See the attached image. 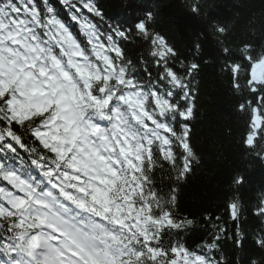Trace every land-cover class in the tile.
<instances>
[{"label":"snow or ice","instance_id":"snow-or-ice-1","mask_svg":"<svg viewBox=\"0 0 264 264\" xmlns=\"http://www.w3.org/2000/svg\"><path fill=\"white\" fill-rule=\"evenodd\" d=\"M59 5L0 0V264H227L215 251L223 228L197 250L181 239L193 220L176 193L200 159L187 123L199 63L174 67L177 51L151 11L123 25L104 23L97 0ZM185 7L201 14V0ZM130 35L149 46L139 76L121 47ZM219 52L247 117L241 142L264 160V50ZM229 211L238 221V200ZM254 214L264 220V195ZM256 243L264 249V234Z\"/></svg>","mask_w":264,"mask_h":264},{"label":"trees","instance_id":"trees-1","mask_svg":"<svg viewBox=\"0 0 264 264\" xmlns=\"http://www.w3.org/2000/svg\"><path fill=\"white\" fill-rule=\"evenodd\" d=\"M50 3L61 9L59 0ZM97 3L105 14L104 23L131 24L135 17L143 18L145 10L151 11L155 18L152 27L177 51L174 67L182 71L180 62L195 61L200 65L193 78L194 116L187 122L191 144L200 159L176 193L179 214L193 220V225L181 236L183 243L197 250L198 245L210 241L211 232L223 228V233H218L221 238L215 250L217 258L223 256L227 264H251L252 260L264 264V249L256 243L264 234V220L254 214L264 195V160L248 153L241 142L247 117L238 111L241 100L232 90L228 74L221 70L219 52L227 47L235 57L244 44L252 45L257 53L264 50V0H201V14L197 17L191 16L185 0H97ZM61 18L83 43L78 26L62 10ZM215 25L223 26L226 33L218 32ZM121 47L125 60L137 67L139 76L145 58H150L149 46L138 36L130 35L121 42ZM237 175L245 178L240 186L233 184ZM156 181L163 185L170 183L166 169H157ZM234 199L241 206L238 221L230 217L229 204Z\"/></svg>","mask_w":264,"mask_h":264}]
</instances>
